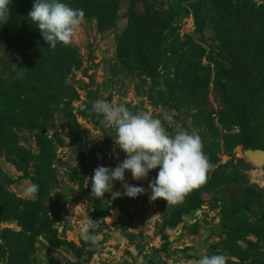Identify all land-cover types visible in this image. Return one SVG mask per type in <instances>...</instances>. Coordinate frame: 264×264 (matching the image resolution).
Returning <instances> with one entry per match:
<instances>
[{"label": "trees", "instance_id": "16d2710c", "mask_svg": "<svg viewBox=\"0 0 264 264\" xmlns=\"http://www.w3.org/2000/svg\"><path fill=\"white\" fill-rule=\"evenodd\" d=\"M61 2L82 9L83 19L95 18L101 32L117 22L121 8V0ZM139 2L142 11L138 12L134 6L129 9L126 35L130 40L119 39L117 45L122 72L141 80L137 91L147 94L144 83L150 77L152 84L153 80L160 78L167 82V86L171 84L166 99L171 100L173 108L181 115L195 111L196 121L189 129H185L184 124V129L190 132L199 129L203 136V152L212 168L219 161L216 155L220 137L225 140L226 150L236 146L243 151L264 150V7L256 10L244 6L239 0L194 2L191 8L196 19V33L207 35L206 32H210L218 44V52L207 55L193 37L179 38L180 22L172 23L175 22L172 13L165 15L153 10L146 0ZM33 3L34 0H10L9 19L5 24L0 23V52L7 48L10 50L8 54H13V61L19 62L17 67L11 63L3 64L0 56V161L10 163L16 171L38 185V200L25 205L26 214L20 211V201L2 184V179L10 178L0 173V222L15 220L21 226L20 234L3 232L5 245L0 246V262L3 260L5 264H12V259L16 261V258L22 263L26 254L20 252L26 249L33 254V240L40 233L52 244H65L56 239V232L50 228L51 222L45 214H42V226L34 228L35 216L42 211L41 200L54 184V171L50 169L53 150L42 136L55 123L56 116L71 136H76L79 131L70 114L71 103L79 96L69 84V76L81 67V58L71 42L67 45L57 43L54 48L47 46L40 30L28 16ZM203 59L208 65H203ZM112 76L117 77V74ZM210 84H213L211 94L219 104L217 110L211 105L209 108ZM148 92L152 95L153 90ZM88 94L90 96L87 95V101L83 103L88 110L80 109L78 114L100 119L103 116L92 110L93 102L100 97L97 92V96L92 92ZM111 97L112 93L107 97L108 101ZM233 127L238 128V134L229 133ZM26 129L36 132V155L24 147L17 136ZM101 130L109 134L114 132V129L105 130L102 125ZM223 130L226 133L220 136ZM240 164L242 169L251 167L243 160ZM229 167V164L218 166L213 171L212 180L189 191L185 203L173 209L163 228L174 227L182 216L195 212L202 204L201 194L215 191L213 198L224 194L218 198L220 201L213 200L215 206L218 201L222 204L221 239L209 255L225 254L227 264H264V192L247 184L241 174H227ZM232 186L233 191L225 194L224 188ZM107 209L99 207L98 214L102 217ZM248 237L254 241L247 240ZM67 249L76 256L78 261L75 264H87L95 251L89 243L83 244L82 248L70 244Z\"/></svg>", "mask_w": 264, "mask_h": 264}, {"label": "rangeland", "instance_id": "374dc122", "mask_svg": "<svg viewBox=\"0 0 264 264\" xmlns=\"http://www.w3.org/2000/svg\"><path fill=\"white\" fill-rule=\"evenodd\" d=\"M146 1L153 10L165 13V15L172 13L175 16V22L172 23L180 22L179 38L181 40H184L186 36L193 37L198 44L203 46L207 55L218 52V44L214 41L215 36L212 33L206 32L207 35L196 33V19L191 5L197 0ZM239 1L244 6H252L256 10L264 7V0ZM130 6L136 7L138 12L142 11V4L139 0H121V8L116 17L117 22L104 32L99 30L98 21L95 18L82 20L71 41L81 58V67L69 76V84L79 96L78 99L72 101L70 106V114L75 118L79 131L76 132V136H71L65 124L58 121L59 117L56 116L55 123L52 127L49 126L42 136L46 139V144H51L53 150L54 158L50 169L54 171V184L46 197L41 200L43 207L40 208L42 210L39 212L40 215L35 216L34 228L42 226L44 223L41 221L42 214H45L51 222L50 228L56 232V239L65 244L56 245L54 243V245L45 239L43 233H40L43 236L39 234L33 240L34 253L30 254L27 249L21 251L20 253L26 254V257H22V263L17 262L16 258V261L12 259V264L77 263L76 256L67 247L71 244L76 248H82L83 244H88L82 240L79 231L84 218L88 216L95 221V228L92 232L97 237V244L87 264H196L202 256L209 255L221 239L219 234L221 233L220 209L222 204L219 203L221 199L218 198H222L224 194L213 198L215 191L201 194L200 207L195 212L182 216L180 223L176 226L163 228L166 218L173 209L185 203L188 192L184 194L183 200L176 204L167 205L163 199L151 200V190L148 184L155 178L158 169L152 170L146 178L140 180H133L131 173L125 172L124 183L146 189L144 194L136 198L121 196L114 199L110 193H105L102 199H97L91 193L90 178L94 169L98 166L115 168L125 159L126 154L114 141L116 139L114 127L102 122L103 117L92 119L81 117L78 114L80 105L87 101V95L90 96L88 92L95 95L97 92L100 97L98 98L106 101L112 93L108 102L122 103L129 110L133 109L135 113L144 112L153 118H160L169 133H174L177 128L184 129V124L185 129L187 127L189 129V126L196 121L194 110L190 115H181L173 108L171 100L166 99L170 94L171 84L167 86L163 78L153 80V84L152 77L146 79L144 83L147 89L146 94L143 91H137L136 88L141 83L137 76L128 77L122 72L123 66L117 58V45L119 39L130 40V36L126 35ZM9 51L4 48L0 52L4 60L3 64L11 63L13 67H17L19 62L13 61V54H8ZM202 63L208 65L205 59ZM113 73H116L117 77H113ZM212 87L213 84H210L209 108L211 105L214 110H217L219 104L211 94ZM149 89L153 90L152 95H149ZM165 115L171 116L172 120H165ZM101 125L105 130L114 129V132L111 134L103 132ZM202 131L204 133L203 129ZM192 132L203 137L198 128ZM35 133L26 129L17 134L20 143L34 155L38 150ZM225 133L224 130L221 131L220 136ZM229 133L238 134V128L233 127ZM220 138L217 141L219 152L216 155L219 161L207 173L206 182L213 179V171L218 166L224 167L229 164L227 174L231 175L233 172L241 174L247 184L256 186L264 192V167L251 166L242 169L241 160L248 164L243 157L242 148L236 146L231 150H226L225 140ZM106 139L109 141L107 142ZM203 139L205 140V137ZM0 168V173L10 178L2 179L3 186L16 200L20 201V211H25L27 214L28 211L24 209L25 205L38 200V193L28 192L33 182L25 178L23 173L16 171L13 165L3 160L0 161ZM233 188L234 186L224 188L225 194L233 191ZM116 190L121 193L124 191L119 181L114 182L113 191ZM214 199L219 200L216 206L213 203ZM99 207L108 208L102 217L98 214ZM115 207L120 209L121 218L116 225L108 228L103 225L104 217L108 216ZM4 231L20 234L21 226L15 220L0 222V246L2 247L5 245L2 239ZM32 235L35 234L32 233ZM247 240L254 241V238L248 237ZM28 247H30L29 244ZM0 264L5 263L2 260Z\"/></svg>", "mask_w": 264, "mask_h": 264}, {"label": "clouds", "instance_id": "9594fccd", "mask_svg": "<svg viewBox=\"0 0 264 264\" xmlns=\"http://www.w3.org/2000/svg\"><path fill=\"white\" fill-rule=\"evenodd\" d=\"M10 0H0V23H7L10 15ZM28 16L32 24L41 32L47 46L56 47L57 43L69 44L75 31L82 23L84 11L74 9L61 0H34ZM82 111L88 110L81 104ZM92 110L103 116V121L114 127L116 145L125 155V159L115 168L98 166L94 169L91 180V193L102 199L105 193L112 197L125 196L136 198L146 192L140 186L124 183L125 172H130L133 180L146 178L158 169L154 179L149 181L151 200L163 199L168 204H176L183 200L184 194L198 188L207 180V173L213 167L203 152L201 137L183 128L174 133L164 127L160 118H153L147 113L131 112L124 104H112L97 99ZM165 120L172 117L165 115ZM122 183L123 193L113 191L114 182ZM38 191V185L28 188L30 194ZM106 223H112V217H104ZM95 221L89 216L84 218L80 228L82 240L90 246L97 244V237L92 230ZM196 264H227L225 254L218 253L202 256Z\"/></svg>", "mask_w": 264, "mask_h": 264}, {"label": "water", "instance_id": "95a60500", "mask_svg": "<svg viewBox=\"0 0 264 264\" xmlns=\"http://www.w3.org/2000/svg\"><path fill=\"white\" fill-rule=\"evenodd\" d=\"M243 157L244 159L254 168H262L264 167V150L261 149H248L243 151ZM109 216L112 217V223H106L105 225L108 228H112L113 225H116L119 222V219L121 218V212L120 209L115 207L112 211H110Z\"/></svg>", "mask_w": 264, "mask_h": 264}]
</instances>
